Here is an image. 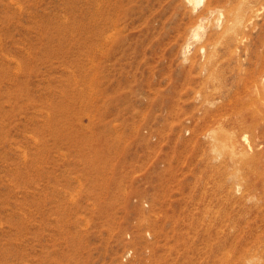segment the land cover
Wrapping results in <instances>:
<instances>
[{"label": "rangeland", "instance_id": "1", "mask_svg": "<svg viewBox=\"0 0 264 264\" xmlns=\"http://www.w3.org/2000/svg\"><path fill=\"white\" fill-rule=\"evenodd\" d=\"M0 264H264V0H0Z\"/></svg>", "mask_w": 264, "mask_h": 264}, {"label": "bare ground", "instance_id": "2", "mask_svg": "<svg viewBox=\"0 0 264 264\" xmlns=\"http://www.w3.org/2000/svg\"><path fill=\"white\" fill-rule=\"evenodd\" d=\"M203 0H194L196 5H200L202 3ZM199 7V6H198ZM241 125V124H239ZM256 128V127H255ZM255 128H253L255 130ZM240 156V155H239Z\"/></svg>", "mask_w": 264, "mask_h": 264}]
</instances>
